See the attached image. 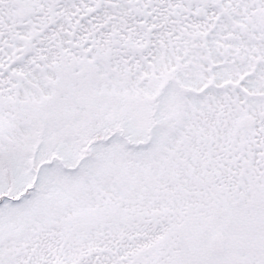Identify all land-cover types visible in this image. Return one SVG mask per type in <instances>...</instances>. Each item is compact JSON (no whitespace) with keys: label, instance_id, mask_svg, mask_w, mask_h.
<instances>
[{"label":"snow or ice","instance_id":"snow-or-ice-1","mask_svg":"<svg viewBox=\"0 0 264 264\" xmlns=\"http://www.w3.org/2000/svg\"><path fill=\"white\" fill-rule=\"evenodd\" d=\"M0 264H264V0H0Z\"/></svg>","mask_w":264,"mask_h":264}]
</instances>
